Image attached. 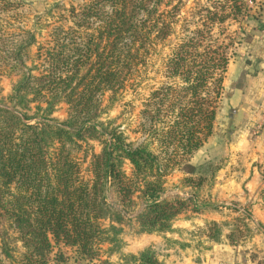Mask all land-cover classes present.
<instances>
[{
    "label": "trees",
    "instance_id": "1",
    "mask_svg": "<svg viewBox=\"0 0 264 264\" xmlns=\"http://www.w3.org/2000/svg\"><path fill=\"white\" fill-rule=\"evenodd\" d=\"M183 1L90 0L58 18L71 26L52 27L42 43L43 27L23 29L22 5L0 0V74L18 77L0 99V221L20 233V264H47L55 247L71 250L75 261H101L103 253L124 264H161L152 249L121 254L124 226L166 234L190 207L200 211L190 200L167 199L166 180L174 171L195 173L191 157L213 132L235 45L220 40L222 26L238 20L239 37L252 44L264 0L253 8L207 1L192 22L197 28L185 29L162 63L168 82L147 86L133 129L102 121L122 93L138 94L152 57L174 35ZM62 105L59 121L53 116ZM182 183L198 189L203 179ZM209 231L218 242V225Z\"/></svg>",
    "mask_w": 264,
    "mask_h": 264
},
{
    "label": "crops",
    "instance_id": "2",
    "mask_svg": "<svg viewBox=\"0 0 264 264\" xmlns=\"http://www.w3.org/2000/svg\"><path fill=\"white\" fill-rule=\"evenodd\" d=\"M249 46L243 79L234 71L228 87L227 71L213 132L191 157L195 173L174 171L166 181L200 211L190 207L166 234L140 235L143 247L125 244L122 255L152 249L161 264H264V40ZM186 177L203 184L185 186ZM211 224L221 230L218 242L210 237Z\"/></svg>",
    "mask_w": 264,
    "mask_h": 264
},
{
    "label": "rangeland",
    "instance_id": "3",
    "mask_svg": "<svg viewBox=\"0 0 264 264\" xmlns=\"http://www.w3.org/2000/svg\"><path fill=\"white\" fill-rule=\"evenodd\" d=\"M13 3H19L22 7L18 10L24 17L22 21L23 29L33 30L35 25L39 27H43L42 37L39 38V42H46L47 41V33L52 29V27L58 25H64L66 28L71 26V23L67 21H61L59 23H55V21L60 18L62 15L64 17H69V10L71 8H75L79 10V7L90 0H8ZM207 1H215V0H184L180 11L178 13L179 22L177 25L174 26V35L169 39L164 47H159L158 55H154L151 59L150 67L148 70L152 68L154 64V69L150 70L148 75L144 77L142 88L138 91V94L135 95L132 93L131 90H127L122 93L121 96H118V101L114 103V106L111 110L102 118V121H115L116 126H123L122 129L127 130L128 132L132 130L138 115V112L141 110V103L142 99L148 94V87L149 85H153L157 87L159 83H167L168 79L164 78V71L162 68V63L168 58L171 53V49L178 43V39L183 36V33H188V31H193L197 28L195 22L197 18H195L198 11L201 9L208 7L210 3ZM260 1V0H259ZM259 1L253 0H242L245 8H253L256 4H260ZM264 7V6H263ZM164 10V9H163ZM244 11V10H243ZM246 12H243V17L245 16ZM242 19V18H241ZM243 21L247 22V20ZM38 23V24H37ZM188 23V24H187ZM248 29L254 28L256 25L248 23ZM13 25L18 26L16 22H13ZM243 26V24H242ZM259 26V27H258ZM225 34L220 36V40L226 42L227 44L231 41L234 42V48H231V60L228 66L229 73H228V87L232 83L233 79V72L239 71L242 72V79H243V64L249 63L247 58L248 52L250 47L248 44H245L243 40L239 37L241 30L239 29L240 23L237 21L229 20L224 26ZM259 31L258 34L256 33L255 41L264 40V22L261 25L257 26ZM46 28V29H44ZM14 29V28H13ZM12 29V30H13ZM185 29H188L186 31ZM11 30V31H12ZM219 32L217 29L215 33ZM254 41V42H255ZM34 54V51H32ZM254 63H258V59L255 58ZM27 67H31L30 63L27 64ZM159 72L157 75L156 73ZM35 75V74H34ZM237 75V74H236ZM157 77L156 82L154 80L148 79H155ZM227 78V77H226ZM18 77L16 74L7 75V74H0V99L6 98L11 95L13 85L17 82ZM104 106L106 107L109 105L108 94L104 98ZM32 109L36 107L35 104L31 105ZM66 106L62 105L58 108V111L53 116L54 118L58 119L59 121H63L66 119ZM34 112V110H33ZM30 115H32V113ZM130 126V127H129ZM96 152L100 151L98 144H93ZM128 170V169H127ZM129 172V170H128ZM180 172V171H179ZM167 181V180H166ZM183 181V180H182ZM179 185L176 183H170L166 186L167 190V199H172L177 197V192L179 191ZM2 227L0 228V260L3 264H20L21 262V255L24 254V246L20 239V233L18 230H14L10 223L4 222L3 218L0 221ZM140 235L136 232L135 223H129L124 226L123 234L121 236V240L123 242V248L125 244L134 247H143L146 243L145 240H142ZM250 234L246 233L245 238L249 237ZM109 247L103 246L102 250L106 251ZM121 250V254H122ZM154 253L158 254L157 251ZM101 261L94 260L93 262H88L85 260H77L73 258V252L71 250H66L63 247H55L53 253L49 256V260L47 264H103L102 262L108 261L107 264H124L123 262H117L115 260L107 259L103 253H101ZM115 256V255H114ZM69 258V259H67ZM71 258V259H70ZM121 260V258H120Z\"/></svg>",
    "mask_w": 264,
    "mask_h": 264
},
{
    "label": "water",
    "instance_id": "4",
    "mask_svg": "<svg viewBox=\"0 0 264 264\" xmlns=\"http://www.w3.org/2000/svg\"><path fill=\"white\" fill-rule=\"evenodd\" d=\"M262 68H264V64H262Z\"/></svg>",
    "mask_w": 264,
    "mask_h": 264
},
{
    "label": "built area",
    "instance_id": "5",
    "mask_svg": "<svg viewBox=\"0 0 264 264\" xmlns=\"http://www.w3.org/2000/svg\"><path fill=\"white\" fill-rule=\"evenodd\" d=\"M263 177H264V175H263Z\"/></svg>",
    "mask_w": 264,
    "mask_h": 264
}]
</instances>
